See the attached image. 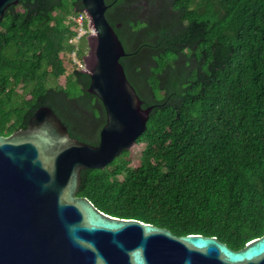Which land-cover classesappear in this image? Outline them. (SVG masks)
<instances>
[{"label": "trees", "instance_id": "1", "mask_svg": "<svg viewBox=\"0 0 264 264\" xmlns=\"http://www.w3.org/2000/svg\"><path fill=\"white\" fill-rule=\"evenodd\" d=\"M127 77L153 105L138 163L125 150L83 169L79 195L113 216L217 236L234 249L264 234V0H106ZM82 0H20L0 22V134L48 105L98 144L103 103L72 55ZM119 24V25H118ZM65 84L59 79L66 75Z\"/></svg>", "mask_w": 264, "mask_h": 264}, {"label": "water", "instance_id": "2", "mask_svg": "<svg viewBox=\"0 0 264 264\" xmlns=\"http://www.w3.org/2000/svg\"><path fill=\"white\" fill-rule=\"evenodd\" d=\"M19 2L0 0V22ZM82 2L96 32L88 36L86 91L103 103L106 122L99 143H87L43 105L26 129L0 134V264H264V234L234 249L217 236L113 216L79 195L81 171L104 169L131 149L154 108L127 77L110 4Z\"/></svg>", "mask_w": 264, "mask_h": 264}, {"label": "rangeland", "instance_id": "3", "mask_svg": "<svg viewBox=\"0 0 264 264\" xmlns=\"http://www.w3.org/2000/svg\"><path fill=\"white\" fill-rule=\"evenodd\" d=\"M87 50H86V53H85V56L80 59L78 58L75 54L72 55V58L74 60V62L76 63H79L82 65L83 69L85 68L86 64L88 63V60H89V55H90V50H91V44H90V40L88 39V36H87ZM70 72V69L68 70V72L66 73V75H63L60 77L59 79V82L61 84H65L66 82V76L68 75V73ZM145 147V144L144 143H136L130 150L131 154H130V159H131V164L133 166H135L140 157H141V154H142V150L144 149ZM119 159H121V156L118 157Z\"/></svg>", "mask_w": 264, "mask_h": 264}, {"label": "built area", "instance_id": "4", "mask_svg": "<svg viewBox=\"0 0 264 264\" xmlns=\"http://www.w3.org/2000/svg\"><path fill=\"white\" fill-rule=\"evenodd\" d=\"M76 21L79 24V34L77 39L81 38L83 35H92L95 34L94 28H91L90 25V18L88 16L87 11L84 9L82 10L76 17ZM75 54V53H74Z\"/></svg>", "mask_w": 264, "mask_h": 264}]
</instances>
